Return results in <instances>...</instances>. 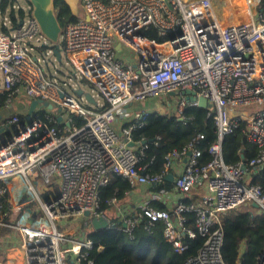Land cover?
<instances>
[{
	"label": "built area",
	"instance_id": "obj_1",
	"mask_svg": "<svg viewBox=\"0 0 264 264\" xmlns=\"http://www.w3.org/2000/svg\"><path fill=\"white\" fill-rule=\"evenodd\" d=\"M78 7L77 21L61 28L59 49L72 76L85 80L102 103L92 95L94 103L83 93H65L41 68L53 56V45L28 4L11 5L15 21L3 14L0 23V94L5 95L0 108L21 98L28 106L41 100L53 107L39 102L30 121L19 112L2 120L11 140L0 146V227L14 230L20 241L0 264H93L88 259L92 219L104 218L107 228H113L102 207L120 211L115 196H100L113 175L128 182L126 194L138 186L154 189L118 213L117 229L131 235L142 219L147 229L160 222L175 253L188 250L185 239H202L184 264H226L223 215L239 209L264 215V178L263 183L254 180L264 169V0H78ZM20 10L23 17L17 15ZM149 28L163 40L145 36ZM41 47L46 48L42 60L33 54ZM185 90L207 100V116L216 128L210 159L199 165L202 153L196 143L202 136L197 135L182 149L168 152L162 170L153 173L149 163H141L146 141L133 139L151 112L129 107L175 92V112L183 119L186 106H198ZM241 124L254 154L244 158L249 150L244 145L237 151L239 160L227 163L222 142ZM182 160L173 178L172 192L178 195L172 201L164 185L172 165ZM195 190L198 203H186ZM11 192L23 195L22 202H9L2 212ZM153 202L168 205L157 209ZM7 214L16 219L5 222ZM256 264H264V250Z\"/></svg>",
	"mask_w": 264,
	"mask_h": 264
},
{
	"label": "trees",
	"instance_id": "obj_2",
	"mask_svg": "<svg viewBox=\"0 0 264 264\" xmlns=\"http://www.w3.org/2000/svg\"><path fill=\"white\" fill-rule=\"evenodd\" d=\"M16 0H0V9L9 5L10 18L15 21L16 13L11 9V5ZM54 8L61 28L67 23L75 22L78 16L72 13L71 8L64 0H55ZM19 17L25 13L19 11ZM145 36L154 38L157 41L163 40L158 37L154 29L144 31ZM60 47V45L58 44ZM55 46H53L54 48ZM41 47L39 51L45 50ZM83 82H86L83 80ZM5 98L0 94V104ZM107 104L103 106V109ZM184 118L178 117V114L170 115L159 111L151 112L145 119V124L133 133V139L145 140L146 148L141 163H149V168L153 173H159L164 166V156L174 150H180L189 142L194 140L197 135L202 138L197 141L196 147L201 150L199 165L209 161V146L216 140V128L210 117L207 116V109L198 106H186L183 111ZM23 119V115H20ZM78 125L81 121L75 118ZM242 124L225 137L222 142L223 159L227 163H235L239 160L238 149L247 145L249 150L244 152V158H250L254 154L253 147L249 146L241 131ZM159 137L155 145L152 141ZM264 169L255 177V181L263 183ZM172 184L165 181L164 187L171 188ZM130 189L128 182L120 176L113 175L107 186L100 190L101 198H111L115 196L122 200L126 191ZM8 195L4 197L2 212L7 211L9 205ZM198 196L189 193L185 197L186 203H198ZM157 209H166L163 205L153 204ZM108 207H102L105 212ZM192 219L193 214L187 213ZM13 218L7 214L5 222H11ZM114 222L113 228L93 230L88 233L89 238L93 241V246L88 250V259L93 264H184L188 256L194 255L202 244V239H185L188 244V250L182 254L173 252L169 243L163 237V225L160 222L154 223L149 229L145 228L147 221L142 219L135 226L131 235H128L116 227L121 225L117 218L111 219ZM118 225V226H117ZM223 230V244L221 253L226 264H256L258 256L264 250V215L253 214V211L239 209L232 210L223 215L221 221ZM5 228H0V236ZM101 247V249H99Z\"/></svg>",
	"mask_w": 264,
	"mask_h": 264
},
{
	"label": "crops",
	"instance_id": "obj_3",
	"mask_svg": "<svg viewBox=\"0 0 264 264\" xmlns=\"http://www.w3.org/2000/svg\"><path fill=\"white\" fill-rule=\"evenodd\" d=\"M0 82H1V77H0ZM2 84V82H1ZM0 84V87H1ZM166 96H171V95H166ZM26 101L24 99H19L17 101H15V103L9 107V108H0V146H1V141L5 138H7V136H9L10 132L3 130L2 129V120L6 117H8L10 114H12L13 112H19L20 114H24L27 116L28 110H29V106L25 103ZM130 111L132 112H137V111H149V112H153V111H159L161 113H165V114H172L175 113V106H171L168 102H166L165 104H161L159 102H156V100L154 98L146 100L144 103L143 102H136L133 103L132 105H130L129 107ZM185 163V160H182L180 162H175L172 165L171 168V179L167 181L171 182L172 186L171 188H167L170 193H171V197H172V201H174V198L178 195L177 192H172L173 190V178L176 177L182 167L183 164ZM154 189L147 187V186H138L136 187L134 190H132L130 193L126 194L125 197L122 200H119V208L120 211H129L130 209H132V207L139 203L141 200H144L148 194ZM195 194L198 196V192L195 190L191 193ZM200 196V195H199ZM21 197V198H19ZM23 199V195H15V193L12 194V192L10 193L9 196V200L8 203H12V205H17L20 204V202H22ZM168 199V198H167ZM170 200V202L172 203V201ZM199 201V200H198ZM153 204H159V205H163L164 207L167 208L168 203L164 204L163 202H153ZM32 205H28V208L30 209ZM111 211V215H109L108 213ZM120 211L118 213H120ZM117 211L115 209H109L105 211L106 216L109 219H114V218H119V216H121L120 214H118ZM11 217L13 218V220H11V222H13L16 219V216H13L11 214ZM119 220V219H118ZM0 228H4V227H0ZM4 232L1 234L0 236V259L3 256H7L10 251H11V247L13 245H15L17 242L20 241V236L18 233H16L14 230L11 229H3Z\"/></svg>",
	"mask_w": 264,
	"mask_h": 264
},
{
	"label": "water",
	"instance_id": "obj_4",
	"mask_svg": "<svg viewBox=\"0 0 264 264\" xmlns=\"http://www.w3.org/2000/svg\"><path fill=\"white\" fill-rule=\"evenodd\" d=\"M27 4L31 7V16L34 17L36 20L41 33L47 39V41L55 46L52 49V54L56 61L60 62L62 60L60 49H59V40H60V33H61V26L58 22L55 8H54V1L55 0H25ZM72 10V13L77 16L76 11L74 10L75 6H78V0H64ZM77 8V7H76ZM118 48V47H117ZM77 93L80 95L82 91L78 90ZM184 93L187 96L188 100L194 101L196 97L194 96V91L185 90ZM171 96H176L175 92L169 93ZM86 100L90 103H94V100L89 94L84 95ZM198 107L206 108L208 106L207 100L204 98H197ZM41 102V100H33L30 103L29 110L26 116V120H31V113L36 106L37 103ZM41 104L46 107L47 109H52V105L46 101L41 102ZM17 134V133H16ZM11 138H6L1 141V146H4L7 142H9ZM129 146H133L132 143ZM189 155V153H188ZM172 177L171 175L167 176L166 179L170 180ZM256 207V204H253ZM88 212H85V215L88 216ZM91 226L93 230H101L107 228V221L104 218H94L91 221Z\"/></svg>",
	"mask_w": 264,
	"mask_h": 264
},
{
	"label": "rangeland",
	"instance_id": "obj_5",
	"mask_svg": "<svg viewBox=\"0 0 264 264\" xmlns=\"http://www.w3.org/2000/svg\"><path fill=\"white\" fill-rule=\"evenodd\" d=\"M16 3H18V5L20 7H27V2L25 0H16ZM77 5H78V3H77ZM74 8H75L74 10L77 13V16H79L80 15L79 14V12H80L79 7L75 6ZM9 12H10V7H9V5H7L4 8V10H2V13H0V23L2 21L3 14H5L8 17ZM33 54L36 57H39L41 60L43 58H45L41 52L34 51ZM46 60H48V61H46V62L42 61L40 63L41 68L44 70L45 73L50 74L51 76H53L57 79L59 86L61 87V89L65 93L72 95V96H80L77 93V90H80V91H82L83 94L92 95L94 97V99L96 101H98L99 103L103 102V99L99 95H97V92L88 83H83L79 80L78 77L72 76V74H73L72 68L70 65L66 64L65 59L63 57H62V60L60 62H58L53 58L52 55H48ZM0 84H1V82H0ZM154 99L156 100V102H159L161 104H165L166 102H168L173 107V106H175L179 97H178V95H176V96L160 95L158 97H155ZM145 101H143V103ZM254 211L257 212V209H254ZM108 214L111 215V211ZM73 220H75V219H70L68 222H73ZM0 245H1V243H0ZM0 250H1V248H0Z\"/></svg>",
	"mask_w": 264,
	"mask_h": 264
},
{
	"label": "bare ground",
	"instance_id": "obj_6",
	"mask_svg": "<svg viewBox=\"0 0 264 264\" xmlns=\"http://www.w3.org/2000/svg\"><path fill=\"white\" fill-rule=\"evenodd\" d=\"M19 198H21V197H19Z\"/></svg>",
	"mask_w": 264,
	"mask_h": 264
}]
</instances>
